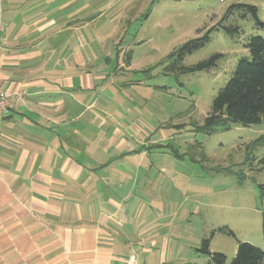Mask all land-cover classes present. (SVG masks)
<instances>
[{"label":"rangeland","instance_id":"1","mask_svg":"<svg viewBox=\"0 0 264 264\" xmlns=\"http://www.w3.org/2000/svg\"><path fill=\"white\" fill-rule=\"evenodd\" d=\"M90 1L77 50L97 77L93 87L102 104L91 138H105L107 156L118 159L124 156L109 138H124L127 158L118 165L112 161L109 169L122 174L139 211L135 230L143 233L116 257L125 260L132 253L136 264H207L209 256L197 251L204 238L227 262L239 241L264 250V120L210 133L195 130L237 60L248 55V35L264 38V27L243 17L240 8H229L254 5L262 20L264 0ZM219 23H234L240 32L228 35ZM211 28L205 45L182 64L223 54L215 67L183 74L164 70L174 49Z\"/></svg>","mask_w":264,"mask_h":264},{"label":"crops","instance_id":"2","mask_svg":"<svg viewBox=\"0 0 264 264\" xmlns=\"http://www.w3.org/2000/svg\"><path fill=\"white\" fill-rule=\"evenodd\" d=\"M90 5L4 0L0 89L11 108L0 118V264H127L117 250L143 236L122 174L109 169L127 158L124 138H109L120 159L91 138L102 104L77 50Z\"/></svg>","mask_w":264,"mask_h":264},{"label":"trees","instance_id":"3","mask_svg":"<svg viewBox=\"0 0 264 264\" xmlns=\"http://www.w3.org/2000/svg\"><path fill=\"white\" fill-rule=\"evenodd\" d=\"M236 8L242 10L243 17L250 15L256 25L264 27V7L262 20L259 19L258 9L254 5L234 4L229 9ZM218 28L231 36H236L240 32L239 27L234 23H219ZM211 30L212 28L174 49L167 56L170 63L165 66L164 70L168 73L183 74L207 71L215 67L223 54L213 53L194 64H182L184 56L205 45L209 40ZM245 46L248 55L237 60L230 78L213 97L208 113L195 130L210 133L216 127L228 129L232 123L251 126L264 120V38L250 34ZM130 59V54H128L126 58L128 64ZM209 241V238L202 239L200 247L197 248V251L209 256L210 260L207 264H264V250L249 242L239 241L234 256L230 262H227L223 253L209 250Z\"/></svg>","mask_w":264,"mask_h":264},{"label":"built area","instance_id":"4","mask_svg":"<svg viewBox=\"0 0 264 264\" xmlns=\"http://www.w3.org/2000/svg\"><path fill=\"white\" fill-rule=\"evenodd\" d=\"M4 10V0H0V48L1 45L5 43V39L2 36V32L4 30V23L2 20ZM16 97L21 100L23 95L21 93L16 94ZM11 108V95L7 93L5 90L0 89V118L8 114ZM135 256L130 254L127 258V264H134Z\"/></svg>","mask_w":264,"mask_h":264}]
</instances>
